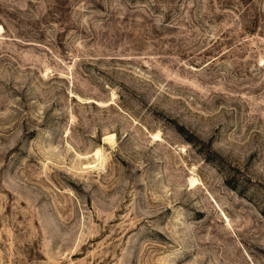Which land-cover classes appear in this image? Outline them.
<instances>
[{
	"label": "rangeland",
	"instance_id": "1",
	"mask_svg": "<svg viewBox=\"0 0 264 264\" xmlns=\"http://www.w3.org/2000/svg\"><path fill=\"white\" fill-rule=\"evenodd\" d=\"M0 25V264H264V0Z\"/></svg>",
	"mask_w": 264,
	"mask_h": 264
},
{
	"label": "bare ground",
	"instance_id": "2",
	"mask_svg": "<svg viewBox=\"0 0 264 264\" xmlns=\"http://www.w3.org/2000/svg\"><path fill=\"white\" fill-rule=\"evenodd\" d=\"M0 29H2V26H1V25H0ZM111 136H112L111 134H110V135H107L106 138H110V139H112ZM97 152H98V150L96 151V154H97ZM191 179H192V178H191ZM195 180H196V179H195ZM192 182H193V180H192ZM195 182H196V181H195ZM194 184H195V183H194ZM194 184H193V185H194Z\"/></svg>",
	"mask_w": 264,
	"mask_h": 264
}]
</instances>
